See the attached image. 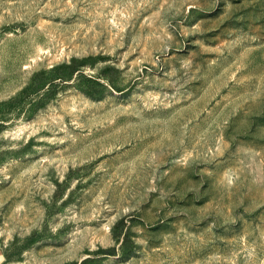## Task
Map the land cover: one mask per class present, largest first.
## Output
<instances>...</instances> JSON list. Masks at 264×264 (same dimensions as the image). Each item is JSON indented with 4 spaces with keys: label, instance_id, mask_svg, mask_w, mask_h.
<instances>
[{
    "label": "rangeland",
    "instance_id": "obj_1",
    "mask_svg": "<svg viewBox=\"0 0 264 264\" xmlns=\"http://www.w3.org/2000/svg\"><path fill=\"white\" fill-rule=\"evenodd\" d=\"M0 251L264 264V0H0Z\"/></svg>",
    "mask_w": 264,
    "mask_h": 264
},
{
    "label": "trees",
    "instance_id": "obj_2",
    "mask_svg": "<svg viewBox=\"0 0 264 264\" xmlns=\"http://www.w3.org/2000/svg\"><path fill=\"white\" fill-rule=\"evenodd\" d=\"M122 244L124 245V240L122 242ZM102 250V248H101ZM105 250L106 253H109V254H115L116 253V248L115 247H109V248H106V249H103Z\"/></svg>",
    "mask_w": 264,
    "mask_h": 264
},
{
    "label": "crops",
    "instance_id": "obj_3",
    "mask_svg": "<svg viewBox=\"0 0 264 264\" xmlns=\"http://www.w3.org/2000/svg\"><path fill=\"white\" fill-rule=\"evenodd\" d=\"M1 260H2V256H1V251H0V262H1Z\"/></svg>",
    "mask_w": 264,
    "mask_h": 264
}]
</instances>
